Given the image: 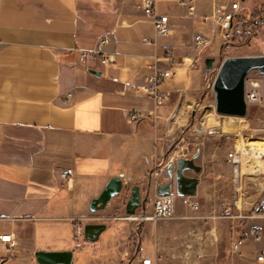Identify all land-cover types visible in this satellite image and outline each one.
<instances>
[{
    "label": "crops",
    "instance_id": "obj_1",
    "mask_svg": "<svg viewBox=\"0 0 264 264\" xmlns=\"http://www.w3.org/2000/svg\"><path fill=\"white\" fill-rule=\"evenodd\" d=\"M235 1L195 0L190 16L178 0H158L169 34L155 37L141 0H0V231L17 242L15 253H0L8 255L3 264H37V251H72L71 264H84L83 258L86 264H140L150 258L143 256L147 248L153 264H264L257 261L264 255V215L251 216L264 198V163L242 172L237 140L207 131L212 125L180 131L193 141L180 136L172 146L203 78L206 46L198 47L195 35L212 41L214 9ZM104 35L117 66L83 64L79 52ZM167 71L159 89L169 100L155 108L143 88ZM185 98L188 107L174 119ZM194 155L199 171L184 176L197 179L189 196L197 211L177 201L172 219L125 218L131 187L141 198L148 193L144 212L151 214L156 187L167 181L152 177L153 168ZM67 169L69 182L61 176ZM112 177L122 179L120 197L89 212ZM77 218L105 224L96 242L73 244Z\"/></svg>",
    "mask_w": 264,
    "mask_h": 264
},
{
    "label": "rangeland",
    "instance_id": "obj_2",
    "mask_svg": "<svg viewBox=\"0 0 264 264\" xmlns=\"http://www.w3.org/2000/svg\"><path fill=\"white\" fill-rule=\"evenodd\" d=\"M240 2L245 8H240L238 11L239 17H237L233 23L230 40L224 42L218 36L216 30L213 40L206 45V51L201 55L202 59L200 60V66L203 71V78L200 90L198 91L197 96L194 97L195 101L193 102V106L188 108L184 113V116L189 117L188 120L180 122L179 125H181V128L175 130L176 138L173 140L172 146L178 143L177 140H179L178 138L180 136H182L185 141H193V138L195 137L194 135L188 133L186 135L183 133L180 135V131L186 132L188 129L195 126H203L207 128L209 125H212V127L207 128L209 129L207 131L228 135L229 138L237 140L236 149L240 151L239 155L241 158L239 159V163L241 164L240 167L243 172L246 168L251 166L252 163H264V148L261 150L253 148L242 150L237 146L240 143L245 144V142L248 143L264 140V104L259 105L256 103H248L246 115L243 118H237L238 124H236L234 119L221 117L215 113L214 92L211 87L219 65L225 58L238 56H264V0H252V2L251 0H245ZM257 21H260V24L254 26V23ZM216 41L220 42L219 49L214 48V43ZM206 58L214 59L212 71L208 74L204 73V60ZM245 88L247 91L255 90L264 101V76L259 75L254 71L250 72L247 75ZM186 100L187 98H185L182 104L176 109L174 119H177L181 111L188 107L187 105L189 104H186ZM190 111L193 112V116L190 114ZM234 125H237L234 133H228L227 130L229 127ZM223 126H225V133L222 132ZM121 193L114 198L118 199ZM43 225L45 226L46 224L39 223V226L42 227ZM70 233L72 235L71 231ZM102 235H104V233ZM73 240V244L75 245L76 241L75 239ZM81 242L86 246L93 244L85 240H82ZM143 256L153 258L151 249L147 248L146 250H143ZM130 258L131 254L127 260ZM82 261L86 264L88 259L83 258Z\"/></svg>",
    "mask_w": 264,
    "mask_h": 264
},
{
    "label": "built area",
    "instance_id": "obj_3",
    "mask_svg": "<svg viewBox=\"0 0 264 264\" xmlns=\"http://www.w3.org/2000/svg\"><path fill=\"white\" fill-rule=\"evenodd\" d=\"M179 5L184 8L188 15L192 16L195 14V0H178ZM158 0H141L140 8L144 15L149 16L152 22V28L155 37H166L169 34V21L167 15H159L157 13ZM240 10L239 0L231 3L229 7L219 6L214 9V22L218 36L224 41L228 42L231 37V31L233 28L234 13ZM206 20V19H204ZM144 44L151 45L150 39H143ZM196 44L200 46H206L210 43L208 39H205L201 34L195 35ZM108 44V38L106 35L99 38L95 47L91 50H81L79 52L80 60L83 64H87L90 61H98L104 68H115L118 64L117 57L109 53L106 50ZM169 71L160 74L153 79H150L148 86L143 88V92L148 96L152 97L155 103V108L162 106L167 103L168 96L161 92L159 89L160 81L169 75ZM247 77L245 79L246 84ZM213 83V82H212ZM212 87V85H211ZM245 101L246 103H256L259 105L264 104L261 96L255 91H247L245 88ZM138 115H134L133 119H137ZM229 158H232V154H229ZM168 164H161L155 166L151 171L150 175L154 178L158 176H167ZM72 170L67 169L61 172V176L66 182H69L72 177ZM180 203L192 211H197L198 206L192 202L189 196H178L176 192L170 189L169 193L165 196H155L152 200V213L146 214L143 212L141 215H131L125 218L136 222L142 223L146 221L155 222L161 219H172L174 215L175 203ZM225 212H227L225 210ZM264 215V198H259L251 209V216ZM84 219H73V233L76 240V246H81V241L84 239ZM254 240L260 241L261 233L259 229L253 231ZM241 244V241H237L233 245V250H236ZM17 249V242L12 233H6L0 231V253L3 251L8 255L15 253ZM8 255L4 256L0 254V264H3ZM257 261L264 262V255L258 256ZM140 264H153L150 258H142Z\"/></svg>",
    "mask_w": 264,
    "mask_h": 264
},
{
    "label": "water",
    "instance_id": "obj_4",
    "mask_svg": "<svg viewBox=\"0 0 264 264\" xmlns=\"http://www.w3.org/2000/svg\"><path fill=\"white\" fill-rule=\"evenodd\" d=\"M213 63V58L204 60L205 74L212 71ZM252 71L264 76V56L227 57L222 60L212 83L214 111L217 115L232 118H243L246 115L245 79ZM88 73L96 77L100 76V72L94 70H88ZM195 157L196 155L190 159L178 158L175 164H168L167 181L156 187V195L165 196L172 189L181 197L194 196L197 179L185 177L184 172L199 171V168L194 165ZM262 171L264 174V167ZM122 189L123 182L120 177L110 178L99 196L90 202L88 211L93 213L103 210L112 198L121 193ZM147 198L148 193L144 198H141L139 188L131 187L125 204L126 216L135 215L138 210L144 212ZM104 230L105 224L103 223L84 225L85 241L96 242ZM72 255V251H37L34 253V259L37 264H71Z\"/></svg>",
    "mask_w": 264,
    "mask_h": 264
},
{
    "label": "bare ground",
    "instance_id": "obj_5",
    "mask_svg": "<svg viewBox=\"0 0 264 264\" xmlns=\"http://www.w3.org/2000/svg\"><path fill=\"white\" fill-rule=\"evenodd\" d=\"M196 45L198 47H200V44H196ZM228 118L229 119H234V121H236V124H238L237 123L238 122L237 118H232V117H228ZM235 128H237V125H234V126L229 127V129L227 130V132L228 133H234ZM223 130H224V126L222 128V132H223ZM237 146H238L239 149H242V150H249L251 148L256 149V150H261V149L264 148V140H262V141H256V142H248V143L245 142V144H241L240 143ZM239 152L240 151L237 150V153H236V160L238 161V163H239V159L241 158L240 155H239Z\"/></svg>",
    "mask_w": 264,
    "mask_h": 264
},
{
    "label": "trees",
    "instance_id": "obj_6",
    "mask_svg": "<svg viewBox=\"0 0 264 264\" xmlns=\"http://www.w3.org/2000/svg\"><path fill=\"white\" fill-rule=\"evenodd\" d=\"M239 15H237V17H238ZM260 24V21H257V22H255L254 23V26H258ZM252 25H253V23H252ZM234 38V37H233Z\"/></svg>",
    "mask_w": 264,
    "mask_h": 264
}]
</instances>
